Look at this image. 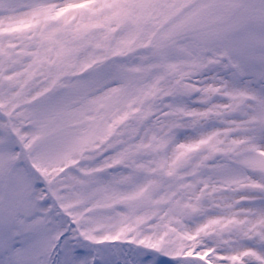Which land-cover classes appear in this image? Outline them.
<instances>
[{"label":"snow or ice","instance_id":"1","mask_svg":"<svg viewBox=\"0 0 264 264\" xmlns=\"http://www.w3.org/2000/svg\"><path fill=\"white\" fill-rule=\"evenodd\" d=\"M0 264H264V0H0Z\"/></svg>","mask_w":264,"mask_h":264}]
</instances>
